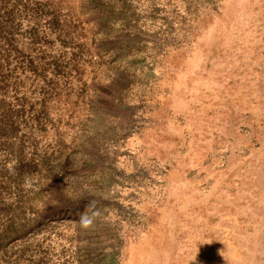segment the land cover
Masks as SVG:
<instances>
[{
    "label": "rangeland",
    "instance_id": "rangeland-1",
    "mask_svg": "<svg viewBox=\"0 0 264 264\" xmlns=\"http://www.w3.org/2000/svg\"><path fill=\"white\" fill-rule=\"evenodd\" d=\"M0 264H264V0H0Z\"/></svg>",
    "mask_w": 264,
    "mask_h": 264
},
{
    "label": "clouds",
    "instance_id": "clouds-1",
    "mask_svg": "<svg viewBox=\"0 0 264 264\" xmlns=\"http://www.w3.org/2000/svg\"><path fill=\"white\" fill-rule=\"evenodd\" d=\"M214 31H215V26H209L208 29H206V33L208 35V38L211 39L212 38V35L214 34ZM82 223L85 227L89 226L92 221L90 219H83L82 220Z\"/></svg>",
    "mask_w": 264,
    "mask_h": 264
}]
</instances>
